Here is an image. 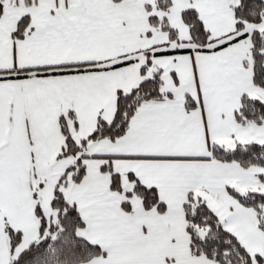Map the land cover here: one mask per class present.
<instances>
[{"label": "snow or ice", "instance_id": "obj_1", "mask_svg": "<svg viewBox=\"0 0 264 264\" xmlns=\"http://www.w3.org/2000/svg\"><path fill=\"white\" fill-rule=\"evenodd\" d=\"M0 264H264V0H0Z\"/></svg>", "mask_w": 264, "mask_h": 264}]
</instances>
